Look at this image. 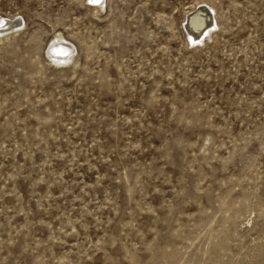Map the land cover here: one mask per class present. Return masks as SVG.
Returning <instances> with one entry per match:
<instances>
[{"label": "rangeland", "instance_id": "374dc122", "mask_svg": "<svg viewBox=\"0 0 264 264\" xmlns=\"http://www.w3.org/2000/svg\"><path fill=\"white\" fill-rule=\"evenodd\" d=\"M200 6L217 25L191 42ZM3 20L0 264H264V0H0Z\"/></svg>", "mask_w": 264, "mask_h": 264}, {"label": "bare ground", "instance_id": "6f19581e", "mask_svg": "<svg viewBox=\"0 0 264 264\" xmlns=\"http://www.w3.org/2000/svg\"><path fill=\"white\" fill-rule=\"evenodd\" d=\"M100 0H95V2H98ZM101 4V3H100ZM208 8L205 6H200L196 10H194L190 16L187 18V22L185 24V29L187 30V36H189L191 42L199 41L200 36L205 35L208 33L212 27L217 25L216 20L212 19V15L208 12ZM7 25V23L3 20L0 21V27ZM9 29H6L4 31H7ZM0 31V39L6 37L8 33ZM204 37V36H203ZM71 52H68V48L63 44H57L50 46V50L47 52L48 56L53 60L58 59H65L68 57V54ZM53 60V61H54ZM62 62V61H59Z\"/></svg>", "mask_w": 264, "mask_h": 264}, {"label": "water", "instance_id": "95a60500", "mask_svg": "<svg viewBox=\"0 0 264 264\" xmlns=\"http://www.w3.org/2000/svg\"><path fill=\"white\" fill-rule=\"evenodd\" d=\"M187 18H188V17H187ZM187 18H186V22H187ZM186 22H185V23H186Z\"/></svg>", "mask_w": 264, "mask_h": 264}]
</instances>
